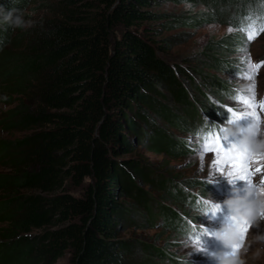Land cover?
Masks as SVG:
<instances>
[{"label": "trees", "instance_id": "obj_1", "mask_svg": "<svg viewBox=\"0 0 264 264\" xmlns=\"http://www.w3.org/2000/svg\"><path fill=\"white\" fill-rule=\"evenodd\" d=\"M3 1L21 7L27 2ZM55 1L58 11L34 14L0 61V99L9 106L0 114V130L22 134L0 138V264H54L68 251L72 264H165L139 240L118 239L116 232L120 222L140 218L146 219L144 228L155 227V216L165 208L137 180L149 184L164 176L172 181L155 169L151 180L143 161L119 159L136 150L127 127L156 140L168 134L138 102L154 106L150 95L172 93L169 105L177 115L176 102L187 99L180 83L183 69L161 58L167 42L155 47L139 32L145 21L170 15L149 10L155 0ZM175 1L210 8L212 2ZM215 17L205 10L169 23L170 28L202 27L215 23ZM119 28L123 31L116 38ZM8 29H0L3 51ZM149 29L147 34H156ZM221 39L215 49L231 51L242 42L236 31ZM188 82L192 90L195 83ZM173 120L183 127L182 118ZM74 189L82 194L75 195ZM119 196L133 202L119 203ZM144 205L147 212L137 210Z\"/></svg>", "mask_w": 264, "mask_h": 264}, {"label": "rangeland", "instance_id": "obj_2", "mask_svg": "<svg viewBox=\"0 0 264 264\" xmlns=\"http://www.w3.org/2000/svg\"><path fill=\"white\" fill-rule=\"evenodd\" d=\"M3 2V0H0V29L2 31L3 29L7 30L8 28L5 27L8 26L6 24L7 22L11 27L8 29L9 41L6 44L4 51L0 54V61L2 60L5 52L16 44L17 32L19 31V28L13 26L11 20L6 21L5 23L3 18L5 14L10 12L12 17H22L26 23L27 21L32 20L34 14H50L58 11L55 0H42L38 3H35V0H27L25 5L22 7L19 4L12 2H7L6 4ZM148 9L153 12L167 13L170 16L162 21H145L140 26L139 32L144 34L145 37L152 39V43L155 47L163 45L164 41L167 42L168 47L165 48V50L163 49L161 52V58L170 61L171 64H177L183 69L184 72L180 76V83L185 88V91H192L195 97L203 100L201 94L202 88H205L207 92L214 96H221V87L224 85L226 88L225 84H230L238 86L239 91L242 89L246 90L249 94V89L252 87L251 81L248 80V78H245L248 74L244 71L241 74H234L230 69H228L230 67L237 68L242 66L245 69L248 67L249 70H257L258 77H260L261 81H263L264 67L259 66L258 68L252 69L250 67L252 65L248 64L249 59H251L254 54L257 57L264 54V35L262 37L260 36V33L264 29L263 19L259 24H252L254 38L248 40L249 43H247L246 46L239 45L236 47L233 45L234 48L229 51L215 49L217 48L215 47V42L223 40L221 38L224 36H228L229 38V36L235 32V29L225 25L224 23L215 21V23L202 27L176 25L170 28L169 22H174L172 19H182L186 16L205 10L213 14L212 9L207 5H202L200 3L198 5H194L191 1L180 2L175 0H155L154 4ZM177 22L179 21H176V23ZM150 27L156 29V34H147L146 28L149 29ZM229 29H231V31H229ZM122 31V28L115 31L116 38L121 37ZM148 31L152 30L149 29ZM168 38L173 39L168 41ZM226 61L228 63H226ZM8 63L9 61L6 60L5 64ZM2 71L6 72V69L3 68ZM189 79L193 80L195 83L192 90L186 88L190 87V84H192L188 82ZM171 95L172 93L169 94L167 92L164 94V97L154 94L150 95V99L155 100L152 102L154 106H150L144 102H138V106L140 108L149 112L148 115L152 118L154 125L161 128V130H166V132H168V134H165V138L168 137L166 139L169 140L165 142V138L162 136L160 137L162 138L161 140H156L155 138L153 139L152 134H149L148 132L147 134H145V132H141L140 136H137L133 130L127 127L126 130L131 134L136 150L132 153H124L119 156L120 161H132L138 163L143 161L149 170L148 176L151 180H154L153 175H151L154 173V169L155 171L158 170L159 172H162L163 175H167L171 178L172 181H168V179L163 176L161 178H157L155 183L149 184L145 183L147 181L144 182L141 179L137 180V182H139L140 189L150 193L155 200L159 202L160 206L162 204L172 206V202L175 200L174 197L177 194H180L181 196L183 195L184 192L182 193L179 185H184L189 190L196 192L200 191L201 188H204L207 192V188L212 186L213 193H216L218 188L215 184V180L219 181L228 178L231 182H235L237 179H241V177L236 175L238 172L234 169L229 168L224 163L217 162L216 155L203 154L202 160L201 153L191 150L193 145L190 142L185 141L188 139L190 130L188 128H179L173 120L175 118L177 123H180V118L186 121V116L184 115L185 108L183 107L186 100L183 102L182 100L176 102V105H179V109L177 108L179 111L177 115L172 114L171 112L173 108H171L169 104L174 101H172L169 97ZM182 98L184 97L182 96ZM262 99H264V96H262ZM227 101L229 104L233 103L236 110L238 96L229 98ZM8 107L9 106L6 105V103H3L0 99V114H3ZM153 110L158 111L152 112ZM248 111L251 110H246L241 116ZM127 112L133 117V119L135 118V121L138 119V115H135L130 109L127 110ZM261 120L264 122V114L259 116V121L255 118L248 117L243 118L240 121L236 120L232 124L240 123L245 127L251 124V127L256 128ZM184 126L188 127L189 123L186 122V125ZM215 126L216 124L213 123L206 127V129L209 133H212ZM226 130V127L222 128V131L226 132ZM170 134L174 135L171 136ZM21 135V133L11 135L0 130V138L8 137L13 139L14 137ZM147 138L152 139L147 140ZM145 140L147 141L145 142ZM154 146H159L162 149ZM250 152L254 154L253 151ZM255 166L257 165H252L253 168ZM252 180L253 179L250 178L247 182L248 186L253 185L251 183ZM156 183L161 186V189L155 186ZM241 183L246 185V181H244L243 178L241 179ZM168 187L170 189L167 191ZM206 192H204V194H207ZM73 193L75 195L82 194V189H74ZM228 193H231V191ZM257 193L264 195V190L258 191ZM167 199L170 200L167 201ZM118 201L119 203L128 201L132 203L133 199L130 197L119 196ZM176 206L178 208L181 207L180 204H176ZM185 208L189 209L188 206H185ZM139 209L140 211L145 209L147 212L146 209L148 208L144 205V207H139L137 210ZM253 209L256 212V216L259 215L264 217V209L255 207ZM188 212L190 213V211ZM192 215L195 216L196 212H192ZM131 218L133 219V217ZM140 219L136 221L128 220L129 222H120L116 232L118 239L132 241L139 240L143 247L147 250H152V253H149L152 255V258L157 261L164 260L163 262L165 264H180L181 261L176 262L177 259H188L193 262H202L203 260H209L214 257L213 253L215 252L198 250L193 245L186 243L184 237H181L171 231L169 227L167 228L160 225L144 228L146 225H144L145 223L143 221H146V219ZM0 226H2L1 223ZM255 230L256 231L252 233L251 238L247 239L245 248L240 252L245 264H264V245H262L263 242L258 239V237L264 236V218H260L256 221ZM3 239L4 237L0 235V240ZM166 252H169L170 254L167 255ZM169 257L171 258L168 259ZM54 264H72L71 252H66V254Z\"/></svg>", "mask_w": 264, "mask_h": 264}, {"label": "clouds", "instance_id": "obj_3", "mask_svg": "<svg viewBox=\"0 0 264 264\" xmlns=\"http://www.w3.org/2000/svg\"><path fill=\"white\" fill-rule=\"evenodd\" d=\"M5 21L11 20L14 27H25V21L22 17H12L9 12L3 16ZM225 135L229 140L236 142L242 148H246L255 152H264V132L256 134L251 124L244 126L240 123L226 125ZM228 210L229 217H247L250 211L255 207L264 209V195L256 192L254 188L247 184L243 189L232 187L231 194L223 201L221 205ZM220 240L225 250L213 253L216 259V264H245L241 254L236 253L232 249V244L235 238L234 225L224 223L219 229L211 233ZM264 242V236L258 237Z\"/></svg>", "mask_w": 264, "mask_h": 264}, {"label": "snow or ice", "instance_id": "obj_4", "mask_svg": "<svg viewBox=\"0 0 264 264\" xmlns=\"http://www.w3.org/2000/svg\"><path fill=\"white\" fill-rule=\"evenodd\" d=\"M249 27H253V25H249ZM231 31V29H229ZM248 40L254 38V32L249 31ZM264 63V62H262ZM260 65H252L250 66L252 69L258 68ZM248 79H252L251 75L248 76ZM254 87V86H253ZM252 92V88L249 89ZM241 103H244L251 107L252 105V98L245 99L243 96L238 97ZM261 109H264V104L259 105ZM230 111V110H229ZM232 115L237 119L241 120L243 118H255L259 121V115L255 112L248 111L243 116H239L237 113L233 112ZM224 144H221V136L219 134H212L209 133L202 137V143L200 145V153L201 159L203 160V154L208 152H214L217 157V162L226 164L229 168L234 169L238 172L244 181L247 182L250 180V177L256 173H264V155H257L249 152L247 149L232 152V144L231 141L227 137H223ZM253 164L257 166L255 168L252 167ZM261 184L264 185V179L261 180ZM243 239V235L241 236ZM239 247V245H237Z\"/></svg>", "mask_w": 264, "mask_h": 264}]
</instances>
